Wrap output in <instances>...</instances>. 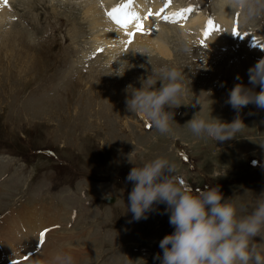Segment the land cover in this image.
Listing matches in <instances>:
<instances>
[{
	"label": "rangeland",
	"instance_id": "rangeland-1",
	"mask_svg": "<svg viewBox=\"0 0 264 264\" xmlns=\"http://www.w3.org/2000/svg\"><path fill=\"white\" fill-rule=\"evenodd\" d=\"M78 1L8 0L4 11L11 21L0 20V220L22 205L32 210L33 220L45 210L50 224L42 230L55 240L64 236L70 244L62 249L82 251L74 264H160L154 259L162 256L159 241L174 227L164 203L146 219H132L127 209L133 185L126 179L131 168L165 156L194 191L219 185L239 216L241 206L250 210L264 191V109L252 103L241 108L245 127L231 140L194 136L186 124L193 115L229 123L236 118L227 103L233 85L221 80L220 66L241 52L232 48L213 62L205 43L196 42L197 32L187 41L178 23L163 32L170 56L128 48L120 54L97 51L94 28ZM173 1L192 5L185 14L201 13L207 21L222 0ZM248 25L263 35L264 13ZM185 45L190 52L183 51ZM163 65L177 67L189 82L181 105L165 107L174 113L172 132L165 135L126 104L128 86L140 88L148 76L158 79L152 71ZM108 196L113 200L106 201ZM40 232L33 250L41 247ZM253 241L264 250V238ZM1 249V264L28 250Z\"/></svg>",
	"mask_w": 264,
	"mask_h": 264
},
{
	"label": "clouds",
	"instance_id": "clouds-1",
	"mask_svg": "<svg viewBox=\"0 0 264 264\" xmlns=\"http://www.w3.org/2000/svg\"><path fill=\"white\" fill-rule=\"evenodd\" d=\"M225 6L238 9L245 24L264 13V0H227ZM183 51L191 50L185 45ZM116 74L123 72L117 69ZM152 75L158 79L148 76L141 78L140 88L128 86L130 95L126 104L161 135L169 134L174 113L166 111L165 107L172 109L181 105L179 97L189 82L175 66H160L153 69ZM248 76L252 88L236 83L229 92L227 103L236 110V118L229 123L193 115L186 124L194 136L212 138L215 142L231 140L245 127L239 117L241 108L252 103L264 109V57L249 67ZM158 81L159 87L156 86ZM256 85L260 87L259 92L254 91ZM126 179L133 185L127 209L133 220L146 219L156 204L166 205L165 211L169 213V224L174 231L159 241L162 256L157 254L154 259L160 264H264L261 254L264 250H258L253 241L257 235L264 238L261 234L264 230V191L250 210L249 206H241L238 216L237 207L231 198L223 197L219 185H206L203 190L194 191L189 183L179 178L176 165L165 156L158 155L139 167L133 166ZM49 264H74V259L66 252H59Z\"/></svg>",
	"mask_w": 264,
	"mask_h": 264
},
{
	"label": "bare ground",
	"instance_id": "bare-ground-1",
	"mask_svg": "<svg viewBox=\"0 0 264 264\" xmlns=\"http://www.w3.org/2000/svg\"><path fill=\"white\" fill-rule=\"evenodd\" d=\"M7 1L8 0H0V10L2 14L0 17L1 21H5L4 19L10 20L9 16L6 17L8 11H4L5 7L7 8ZM78 2L83 5L82 14L84 18L90 20V26L91 28H94L92 38L95 42L94 48H97L95 49L97 51L102 48L105 53L115 52L120 54V52H123L128 48V51L130 52H135L137 50L144 52L151 51V53L158 52L161 56H170L169 43L165 39V34H163V32L165 26H169L167 24L174 25L178 23L180 26V34L186 38L187 41H190L191 38L194 39V35H192L194 31L192 32V30L197 32L195 35L196 42L205 43V46L207 47L206 54L213 60V62L225 51L229 52L232 48L239 49L242 47L244 51H241V55L233 59L228 58L226 63L227 67L220 66V71L222 73L221 77H223L221 80H228L229 87L231 86V82L233 86L236 83H243L246 87H253L249 83L248 69L260 58L258 57L256 60L251 59V55L246 49L249 50V47L252 46L264 51V34L261 35L257 33L256 30H252L248 24L243 23L242 14L240 15L241 19L233 16L231 14V7L223 4L224 0L220 1L219 12L215 13L216 16L211 18L217 26V30L207 37L203 35L206 26V17L201 13L191 16L184 13V18L175 21H166L156 15V13L162 8H164L162 15H168L184 8H192V5L190 4L182 7L173 0H133L131 10L137 12L140 17L139 23H141L144 28L143 32H139L135 28L137 21L133 20L127 28H122L105 15L106 10L111 9L116 4L124 2V0H79ZM166 3L168 6L165 8ZM149 12H151V15H148ZM233 24H236L241 30L240 34L232 35L231 40H229L227 38L226 30ZM128 33H133V36L130 38ZM129 39H131V43H127ZM261 56L264 57V52L261 53ZM237 75L240 78L239 80H237ZM218 87H220V85ZM254 91H260L259 85L255 86ZM120 109L124 113L129 111L127 107H120ZM44 211L45 210H39L37 214H35L36 219L33 220L32 210L29 206L22 205L20 209H18V213L10 211L1 218L0 248H2L1 250H3V254H10V251H25V249H28L20 255L21 259L13 260L18 261L19 264H49L51 258L59 252H66L72 255L73 259L78 258L81 255L82 251L75 250L74 246H71L72 249H62L61 245H67L70 243H65L66 238L61 235H59L56 240L52 239L53 234H49L50 232H46L41 247L38 250H33L34 243L37 239L38 229L41 228V231H44L42 229L50 224V222H47L49 213ZM67 235L69 234H66V236ZM29 250H31V252H28ZM13 261L10 264H13ZM2 262L3 261H0V264Z\"/></svg>",
	"mask_w": 264,
	"mask_h": 264
},
{
	"label": "snow or ice",
	"instance_id": "snow-or-ice-1",
	"mask_svg": "<svg viewBox=\"0 0 264 264\" xmlns=\"http://www.w3.org/2000/svg\"><path fill=\"white\" fill-rule=\"evenodd\" d=\"M133 0H124V2L114 5L111 9H108L105 11V15L112 20L115 24L122 28H127L130 23H132L133 20L137 21L135 24V28L139 32H143L144 28L141 23H139L140 17L137 14V12L131 10ZM103 6V5H101ZM167 3L165 4V8L167 7ZM192 11L191 7L181 9L179 11L172 12L168 15H162L164 12V8L160 9L156 15L159 16L163 20H179L181 18H184V13ZM148 15H151V12L148 13ZM217 30V26L214 24V22L209 19L206 21V27L203 31L204 36H209L212 32ZM232 33L234 35L239 34L237 31L236 26H233ZM128 36L131 38L133 36V33H128ZM127 43H131V39L127 41ZM100 51V49H98ZM48 230L45 229L44 231H41L39 233V242L42 244L44 242L45 234ZM13 264H19L18 261H13Z\"/></svg>",
	"mask_w": 264,
	"mask_h": 264
},
{
	"label": "water",
	"instance_id": "water-1",
	"mask_svg": "<svg viewBox=\"0 0 264 264\" xmlns=\"http://www.w3.org/2000/svg\"><path fill=\"white\" fill-rule=\"evenodd\" d=\"M113 200V198L112 197H106V201H112Z\"/></svg>",
	"mask_w": 264,
	"mask_h": 264
}]
</instances>
